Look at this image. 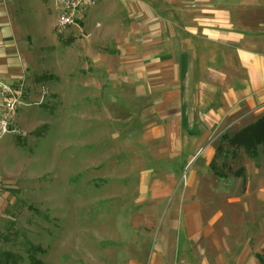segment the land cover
<instances>
[{
	"label": "crops",
	"instance_id": "crops-1",
	"mask_svg": "<svg viewBox=\"0 0 264 264\" xmlns=\"http://www.w3.org/2000/svg\"><path fill=\"white\" fill-rule=\"evenodd\" d=\"M56 2L0 0V81L27 87L16 122L28 149L43 126L44 139L57 131V111L65 140L109 142L133 195L94 217L108 221L99 242L124 248L110 264H260L201 248L214 229L200 181L219 137L264 114V0H100L61 42ZM72 37L75 52L63 46ZM14 139H0V172L22 146Z\"/></svg>",
	"mask_w": 264,
	"mask_h": 264
},
{
	"label": "rangeland",
	"instance_id": "rangeland-1",
	"mask_svg": "<svg viewBox=\"0 0 264 264\" xmlns=\"http://www.w3.org/2000/svg\"><path fill=\"white\" fill-rule=\"evenodd\" d=\"M56 35L59 42L64 40V35ZM76 39L69 38L63 46L75 52ZM72 65L70 80L77 74V67ZM78 72L85 78V72ZM98 111L103 122L104 111ZM56 113L53 136L44 139L33 135L39 140L33 151L26 147L29 134L14 139V144L21 141L22 146L14 150L11 166L0 172L1 178H10L0 182V251L20 255L17 264H30L22 246L24 237L42 250L36 255L41 264H110V256L124 254V248L99 242L100 234H108V221L94 217L107 218L124 208V202L133 197L126 194L129 180L111 163L108 141H78L75 132L65 140L60 132V112ZM255 155L224 149L212 160L215 172L226 174V178L210 170L200 181L203 217L211 219L214 229L201 248H207L214 257L230 261L252 255L264 264V172L253 165ZM240 168L243 177H234ZM94 244L100 248H93Z\"/></svg>",
	"mask_w": 264,
	"mask_h": 264
},
{
	"label": "built area",
	"instance_id": "built-area-1",
	"mask_svg": "<svg viewBox=\"0 0 264 264\" xmlns=\"http://www.w3.org/2000/svg\"><path fill=\"white\" fill-rule=\"evenodd\" d=\"M100 0H57L58 11L55 32L62 34L68 29L78 26L86 13L95 7ZM28 90L24 81L6 84L0 81V139L13 136L18 139L27 137L28 132L17 125L19 109L26 104ZM42 101L37 102L40 104ZM179 264H187L181 262Z\"/></svg>",
	"mask_w": 264,
	"mask_h": 264
},
{
	"label": "trees",
	"instance_id": "trees-1",
	"mask_svg": "<svg viewBox=\"0 0 264 264\" xmlns=\"http://www.w3.org/2000/svg\"><path fill=\"white\" fill-rule=\"evenodd\" d=\"M41 80L44 81L48 79L43 77L41 78ZM46 129L47 128L43 126L34 133V136L37 138L44 137ZM259 148L264 150V114L259 116L252 123L243 126L232 135L222 134L219 137V142L216 147L215 154L223 151L224 149L227 151L243 150L246 153L255 154ZM209 168L211 171L214 172L217 177L221 179L226 178V174H219L218 172H215L213 160L211 161ZM243 172V168H240L239 170L234 172L233 176L236 178L243 177ZM33 211L35 213V210ZM7 240L8 239H5L4 241ZM22 246H24L27 250V257L30 264H41V262L36 258V255L38 253H42V250L40 248L33 246L30 242L26 241L24 237L22 241ZM20 259V255H15L12 253L3 254L0 251V264H17Z\"/></svg>",
	"mask_w": 264,
	"mask_h": 264
}]
</instances>
